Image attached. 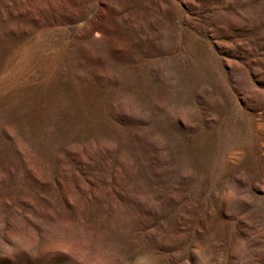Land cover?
<instances>
[{
	"label": "rangeland",
	"instance_id": "1",
	"mask_svg": "<svg viewBox=\"0 0 264 264\" xmlns=\"http://www.w3.org/2000/svg\"><path fill=\"white\" fill-rule=\"evenodd\" d=\"M0 264H264V0H0Z\"/></svg>",
	"mask_w": 264,
	"mask_h": 264
}]
</instances>
